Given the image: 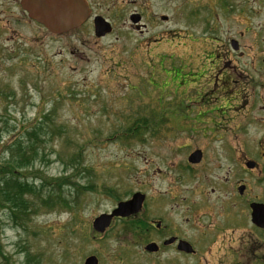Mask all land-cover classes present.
Masks as SVG:
<instances>
[{
  "label": "rangeland",
  "instance_id": "1",
  "mask_svg": "<svg viewBox=\"0 0 264 264\" xmlns=\"http://www.w3.org/2000/svg\"><path fill=\"white\" fill-rule=\"evenodd\" d=\"M101 1L112 31L96 38L89 23L52 36L29 21L19 0H0V165L10 158L6 145L15 139L30 143L26 133L41 122V141L34 143L39 155L28 169H16L38 192L29 197L33 202L25 218H12L0 208V264H23L26 252L36 254L38 264H82L89 255L99 264H216L220 252L199 259L175 250L148 254L124 225L113 223L98 235L91 222L115 206V197L125 200L136 191L157 197V192L165 194L167 183L212 182L226 174L228 165L213 151L214 143L207 145L202 165L185 167L186 152L208 143L193 135L197 124L222 116L221 107L201 102L204 92L186 89L199 85L214 100L211 89L220 73L214 69L217 59L209 61V56L218 55L223 69L226 50L235 52L231 39L243 55L235 64L249 59L252 66L243 80L233 74L235 90L249 78L252 85L258 74L255 60L264 57V0H145L143 35L130 28L134 4ZM161 15L168 20H160ZM196 70L199 77L188 75ZM182 78L188 83L184 89ZM245 111L230 115L239 120ZM133 118L155 120L158 126L128 139L121 133ZM61 177H68L66 185L54 191L70 204L60 206L57 199L41 207L35 196L45 197L52 190L49 182ZM176 188L198 199V191L187 194L192 185H175L172 192ZM164 200L158 205L162 211Z\"/></svg>",
  "mask_w": 264,
  "mask_h": 264
},
{
  "label": "flooded vegetation",
  "instance_id": "2",
  "mask_svg": "<svg viewBox=\"0 0 264 264\" xmlns=\"http://www.w3.org/2000/svg\"><path fill=\"white\" fill-rule=\"evenodd\" d=\"M86 2L90 9V17L85 23L92 25L93 18L101 16L112 26V22L103 14L108 9L105 2L101 0ZM125 3L135 6H132L129 16H138L137 24H130V28L140 35L145 34L148 23L144 20V12L148 9V3H145V0H125ZM158 41L152 39L151 42ZM226 54L228 60L223 64V69L218 55L209 56L211 58L209 61L217 59L214 69L220 73L217 83L215 80L211 89L214 100L207 99L208 93L201 90L199 85L191 87V91L188 90L190 86L186 89L189 94L195 89L204 92V99H201V102L209 107H221L219 111L222 116L216 119L211 117L201 119V123L197 124V132L193 135L199 134V137L208 143L188 150L185 160L188 164L185 165L187 171L202 165L207 159L209 151L207 145L212 147L214 143L213 151L228 165L226 174L212 182L167 183L165 194L157 192V197L148 196L141 191L130 193V197L125 200L115 197V206L106 213H110L119 202L140 194L143 196L140 209L126 217H113L111 225L113 223L124 225L144 245L149 242L155 243L158 247L156 253L167 250L177 252L178 242L182 240L192 246L194 252L190 256L197 259L200 255L216 251L222 254L216 264H224L220 260L225 259L229 261L228 264H264V57L255 60L258 68L254 69L258 72L257 79H253L252 85H249L251 84L249 78L245 81L247 85L236 91L234 83L238 79L233 74L238 73L239 80H243L242 74L251 70L252 66L249 59L240 67L235 64L237 57L243 58L239 50L233 54L226 50ZM209 70L210 68H207L204 72ZM223 70L228 71V74ZM188 75L200 76L197 70ZM180 80L182 86L179 87L184 89L188 83L184 78ZM216 84L218 88L215 92ZM239 102L241 104L237 107L222 108L224 104L232 106ZM236 109L246 110L239 120L230 115L231 110ZM196 150L200 151V160L197 163H190L188 156ZM179 170L183 172L182 167ZM175 185H192L194 189L187 194L192 196L193 192L198 191V199L183 195L178 188L172 192L171 188ZM163 196H165L163 206L165 204L166 206L162 211L158 205ZM152 210L160 211L159 215L152 214ZM146 211H149V217L145 215ZM169 239L174 240L164 244ZM177 253L181 255L182 252Z\"/></svg>",
  "mask_w": 264,
  "mask_h": 264
},
{
  "label": "trees",
  "instance_id": "3",
  "mask_svg": "<svg viewBox=\"0 0 264 264\" xmlns=\"http://www.w3.org/2000/svg\"><path fill=\"white\" fill-rule=\"evenodd\" d=\"M148 119V118H147ZM146 118L135 119L129 121L121 134L128 139H134L143 135L150 129L155 127L158 123L155 120L148 121ZM41 122H37L31 132L26 133L27 137H31L33 140L30 143L22 142L20 139L13 140L8 146L6 145V152L9 154V159L5 161L3 165H0V208L6 209L12 218L22 216L27 217L30 212L29 203L38 189L33 187L34 183L24 178L21 173H18L16 169H28L39 155L40 150L34 143L41 141L40 134L38 132ZM28 139V138H27ZM66 178L61 177L53 179L48 185L52 188L51 192L45 197L36 195L35 198L40 203V206L50 207L60 199V206L64 204L68 207L70 204L66 198H63L60 192H55L54 187L61 188V185H66ZM58 182L57 185H54ZM33 202V201H32ZM32 204V203H31ZM20 218V217H18ZM21 219V218H20ZM130 225H134L130 223ZM3 256L0 243V257ZM39 259L36 254L26 252L24 255L23 264H38ZM6 264L8 262L6 261Z\"/></svg>",
  "mask_w": 264,
  "mask_h": 264
},
{
  "label": "water",
  "instance_id": "4",
  "mask_svg": "<svg viewBox=\"0 0 264 264\" xmlns=\"http://www.w3.org/2000/svg\"><path fill=\"white\" fill-rule=\"evenodd\" d=\"M21 9L26 12L30 20L42 25L51 34L60 35L80 27L90 16V10L85 0H20ZM166 19V17H162ZM130 21L135 24L138 16H131ZM93 31L96 37H103L111 32V25L102 17L96 16L93 19ZM232 48L237 50V42H230ZM200 160V151L196 150L188 156L190 163H197ZM143 196L135 194L131 199L118 203L116 209L109 215L101 214L92 221V228L102 233L110 224L114 216L126 217L137 212L142 204ZM174 239L164 242L168 244ZM144 249L148 252L157 251L154 243L147 244ZM177 250L184 253H192L193 249L185 241L180 240ZM83 264H98L95 256L91 255L84 259Z\"/></svg>",
  "mask_w": 264,
  "mask_h": 264
}]
</instances>
